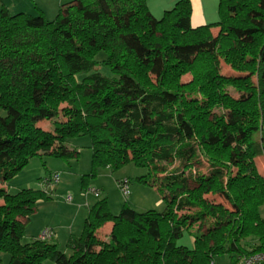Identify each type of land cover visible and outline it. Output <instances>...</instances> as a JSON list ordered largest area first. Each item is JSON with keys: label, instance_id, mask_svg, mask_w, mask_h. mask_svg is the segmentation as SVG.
Returning a JSON list of instances; mask_svg holds the SVG:
<instances>
[{"label": "trees", "instance_id": "16d2710c", "mask_svg": "<svg viewBox=\"0 0 264 264\" xmlns=\"http://www.w3.org/2000/svg\"><path fill=\"white\" fill-rule=\"evenodd\" d=\"M219 16L194 25L190 0L161 18L149 0H70L52 20L0 7V264L2 253L8 264H212L221 254L236 264L264 251L255 163L264 156V0H220ZM220 59L249 75H223ZM189 71L194 80L183 83ZM44 119H56L53 131ZM82 136L94 169L147 168L139 180L159 190L164 210L126 202L115 215L104 198L70 236L71 256L54 239L24 243L47 194L4 184L33 157L78 156L67 141ZM186 234L190 246L179 242Z\"/></svg>", "mask_w": 264, "mask_h": 264}, {"label": "rangeland", "instance_id": "374dc122", "mask_svg": "<svg viewBox=\"0 0 264 264\" xmlns=\"http://www.w3.org/2000/svg\"><path fill=\"white\" fill-rule=\"evenodd\" d=\"M192 5V16L196 13L193 5L194 0H190ZM178 0H149L151 12L157 18H161L166 10L172 9ZM219 2L215 4L213 19L209 22L200 21L199 25L217 22L219 16ZM194 11V12H193ZM48 19V18H47ZM49 20H51L49 18ZM216 36L219 30L213 31ZM102 56L105 53L102 52ZM220 71L223 75L229 77L247 76L248 73H241L234 70L223 59H220ZM100 71L111 76L112 73L108 67L101 66ZM156 82V74H151ZM194 75L192 72H186L182 75L183 83L193 82ZM252 81L257 82V77L252 76ZM228 92L235 98L240 97V92L234 86L227 88ZM216 111L220 110L216 108ZM7 112L0 107V116H6ZM56 119L42 120L39 125L47 130H54ZM67 145L79 151V155L70 159L57 158L53 156H36L30 160V163L22 169L14 178L8 182V189L11 193L16 194L23 189L42 190L47 194L48 199H41L37 204L36 212L32 215L31 220L25 228L23 237L24 243L34 241L40 233L46 228H53L59 238L58 246L68 256L73 254V249L67 245L72 234L80 235L84 228L85 219L88 216L91 206L96 202L107 199L111 212L119 214L126 202L138 212L148 210L163 211L165 204L162 201V195L159 190L153 186L144 184L139 180L140 177L148 176L149 170L145 167H139L133 162H129L121 168L112 169L108 167L93 168V150L92 142L89 136L71 138ZM258 172L264 176V156L255 158ZM204 172L209 171L207 164L202 167ZM54 173L60 174V182L47 186L44 184L46 178L51 177ZM129 180V187L125 193L119 186V180ZM95 187L101 190V196L96 197L87 193L85 188ZM71 196V201L68 197ZM214 201H226L219 196H207ZM260 214L264 218V203L260 206ZM102 229V228H101ZM103 232L99 230L98 235L101 238L107 230L105 226ZM104 239V238H103ZM180 244L192 245L191 238L188 234L180 241ZM1 257L5 264L9 263V254L2 253ZM215 264H231V258L228 254L217 255L214 258ZM44 264H56L52 260H45Z\"/></svg>", "mask_w": 264, "mask_h": 264}, {"label": "crops", "instance_id": "0c3cea01", "mask_svg": "<svg viewBox=\"0 0 264 264\" xmlns=\"http://www.w3.org/2000/svg\"><path fill=\"white\" fill-rule=\"evenodd\" d=\"M70 0H0V7L8 8L12 13L16 12H26L32 15L38 14L39 10H41L46 18L52 20L54 19L60 10L69 2ZM195 4L193 8L195 10L196 5V13H193L192 22L194 25H198L200 21L209 22L213 19V12L215 10V4H217V0H194ZM194 12V11H193ZM219 30L218 27H214L213 31ZM4 186L8 187V183L4 184ZM9 188V187H8ZM107 227L106 233H109L113 227L112 222L106 223L104 227ZM100 229V230H102ZM74 235V234H72ZM71 235V236H72ZM54 240L58 243L59 238L57 234H55Z\"/></svg>", "mask_w": 264, "mask_h": 264}, {"label": "built area", "instance_id": "2783aa9c", "mask_svg": "<svg viewBox=\"0 0 264 264\" xmlns=\"http://www.w3.org/2000/svg\"><path fill=\"white\" fill-rule=\"evenodd\" d=\"M60 180V174L54 173L51 177L46 178L43 183L47 186H51L52 184L59 183ZM119 186L125 193H127L129 180H119ZM86 191L87 193H91L96 197H100L102 193L100 189L95 187H88ZM71 199V196H69L68 201H71ZM38 237L42 240H52L55 237V231L53 228L46 227ZM236 264H264V251H257L248 255L241 256Z\"/></svg>", "mask_w": 264, "mask_h": 264}]
</instances>
